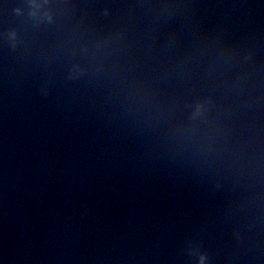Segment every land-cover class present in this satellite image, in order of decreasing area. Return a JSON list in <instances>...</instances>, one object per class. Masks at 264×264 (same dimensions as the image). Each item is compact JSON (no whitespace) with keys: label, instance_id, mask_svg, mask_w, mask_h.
<instances>
[{"label":"water","instance_id":"obj_1","mask_svg":"<svg viewBox=\"0 0 264 264\" xmlns=\"http://www.w3.org/2000/svg\"><path fill=\"white\" fill-rule=\"evenodd\" d=\"M0 264H264V0H0Z\"/></svg>","mask_w":264,"mask_h":264}]
</instances>
